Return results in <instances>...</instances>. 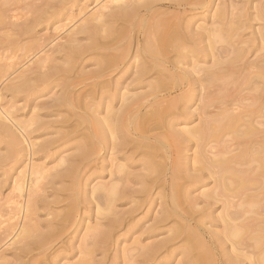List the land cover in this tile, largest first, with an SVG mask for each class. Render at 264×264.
I'll use <instances>...</instances> for the list:
<instances>
[{
    "label": "bare ground",
    "instance_id": "6f19581e",
    "mask_svg": "<svg viewBox=\"0 0 264 264\" xmlns=\"http://www.w3.org/2000/svg\"><path fill=\"white\" fill-rule=\"evenodd\" d=\"M240 1L0 0V184L9 188L0 190V264H58L68 254L67 264H99L96 255L116 257L120 238L136 231L121 264H167L183 247L177 264L253 254L234 198L264 169V4L250 2L252 16ZM255 17V36L239 40ZM228 80L248 89L246 103ZM192 145L186 166L180 153ZM205 176L213 187L189 197L186 187ZM123 200L130 206L119 209ZM219 202L222 237L199 221ZM225 241L238 253L221 263Z\"/></svg>",
    "mask_w": 264,
    "mask_h": 264
},
{
    "label": "rangeland",
    "instance_id": "374dc122",
    "mask_svg": "<svg viewBox=\"0 0 264 264\" xmlns=\"http://www.w3.org/2000/svg\"><path fill=\"white\" fill-rule=\"evenodd\" d=\"M240 1V0H239ZM214 0H210V3H213ZM216 2V1H215ZM252 2V4L254 5H257V6H260L262 4H264V0H242L238 3L239 6L241 5H248L246 6L247 8V11L245 9V11L249 14V15H254L256 13L255 11V8L251 7L249 5V3ZM216 8V4L213 5V10H215ZM168 11H172V10H175L173 8H168L167 9ZM212 10V11H213ZM198 18V16L196 17ZM259 23H261L260 21H257L256 17L255 19H252L250 21V25L248 24L246 28H244L243 30H241L239 32V34L241 33V36H238V39L239 40H247L249 38H251L252 36H255L253 34V31L257 29ZM252 43L249 44V46L251 45ZM264 51V50H262ZM258 53V52H257ZM254 58V54H252V52H247V54L245 55V59H248V60H251ZM200 65H204L202 63H199ZM209 65V64H207ZM229 81V84H228V92L230 94H237L238 92V97L242 98L240 101L242 103H246L248 100H245L244 99V96L248 94V89L247 88H244V85L240 88H236L233 90V84L231 83L230 80ZM244 88V89H243ZM223 92V91H222ZM174 94V93H173ZM172 94V95H173ZM221 94V93H219ZM191 105L194 104V101H192L190 103ZM195 106V105H193ZM194 108V107H192ZM149 110H144V111H151L153 108L150 107L148 108ZM103 115V114H102ZM196 121H194L193 123L191 124H183V123H180L178 125H176L175 127L177 128H181V127H190L192 126ZM164 131V128L162 129H159V130H156L155 132H163ZM45 136H42L40 138H43ZM39 138V139H40ZM212 138V137H211ZM209 138V139H211ZM214 139V138H212ZM215 144V143H214ZM219 144L221 143H217L216 146H219ZM4 144L3 143H0V154L2 152H5L6 149L4 148ZM230 149H233V146H231ZM196 147L194 145H192V147L190 148H186V150L182 151L180 153V156L183 160V162L186 164V166H191L193 163V161L195 160L193 157H195V154L194 152L196 151ZM69 152H74V150H70ZM235 151H233L232 153H234ZM3 154V153H2ZM159 157V158H158ZM156 158H154V160H162L161 156H158ZM141 158H145L147 159L148 157L145 155H142L141 156H138L137 159H141ZM139 163V161H138ZM196 166H198V164H195ZM257 165V164H256ZM137 168H140V167H136L135 169L137 170ZM134 169V170H135ZM139 170V169H138ZM108 173L106 172V170L102 173L101 177L99 178H96L92 184H94L95 182H99V181H105L108 179ZM198 174V172L196 173ZM107 175V176H106ZM5 177V174L3 175V172L1 171L0 169V183H1V180ZM107 177V178H106ZM248 177V180L245 182L244 186L241 188V198H234V205L239 209L238 207V204L239 203H242L240 208L244 209L245 210V214L243 216V219H244V225H245V229L243 231L245 237H246V240L251 243L252 245V249L251 251H253V254L252 253H247L246 256H248V258L242 262L241 264H250L251 261L255 258H258V256L264 254V243H260V242H255V239H256V236H259V235H264V212H259V208L263 207L262 205H264V169H260V168H255L253 169L251 172L248 173L247 175ZM202 183L200 184H204V185H200V184H196L193 186H187L186 187V191H189V197H193V198H197L198 196L201 195V193H205L207 190H209L210 188L213 187L214 185V181L212 178H207L206 176L202 179ZM241 185L239 184V182H232L231 183V188H237V189H240ZM0 190L1 192H3L5 190V188H2L1 187V184H0ZM156 190H160V188L156 189ZM9 191V188L6 189L4 191V194L6 192ZM184 196V193L182 192L180 196ZM202 197V196H201ZM140 198H138L137 200H139ZM250 199H253L255 201H251L249 202L248 200ZM162 200L164 201L165 199L162 198V199H159L157 200V206L156 208L158 207V203L159 202H162ZM202 200V198H198V201ZM180 201H181V206L184 208V209H187V203L183 200V198L181 197L180 198ZM183 201V202H182ZM199 207H201L202 205H204L203 202H199L198 203ZM186 205V206H185ZM119 209H126L130 206V203H126L125 200H123V202L120 204L117 205ZM84 208V203H80L79 204V210H82ZM155 208V209H156ZM212 209H213V212L206 215V216H203L201 218H199V221H202V228L205 230V231H210L212 233H215L218 235V237H222V228H223V224L224 222L222 221V219L220 218V215L222 214V208H221V204L220 202L213 205L212 206ZM264 209H262L263 211ZM261 211V209H260ZM143 214V211L139 212L137 217H140L142 216ZM89 223V224H93L94 221L92 220V218H88L86 220V222L84 223V227L80 233V236L84 233V229L86 227V224ZM171 224V225H170ZM193 225H191L192 227L195 225V223H192ZM180 225H181V221L179 222L178 220H171L167 226L168 228L170 229L171 228H174V227H177V228H180ZM138 226H136L134 229H133V232L137 229ZM197 229V228H196ZM167 230V229H166ZM124 232V228L121 229L119 231V233H123ZM168 232V231H167ZM167 233H165L164 235H166ZM138 235V232H134L132 235H125L124 237H121L120 238V241L121 243L119 244V252L117 253L116 257H112L114 255V251H111V250H107V252L105 254H98L96 255V259L99 260V264H112V261H115L116 264H121L120 261L123 257L122 253H121V248L122 247H131L132 246V242H133V239L134 237H136ZM63 239H66L69 235L65 233V235H63ZM193 236L191 237H188L187 239V247H191L192 245H196L195 243L196 240H197V237H193V239H191ZM235 239L237 240L236 238L232 237V240ZM120 241H118L117 243H119ZM148 241V240H147ZM147 241H143V242H147ZM230 245H231V242L230 241H225L223 242L222 246L220 248H217V250H215V252H217L216 256H219L220 259H221V263L222 261H225L229 255H234L237 252L236 249H233L231 250L230 248ZM185 247L179 249L178 248V251H177V256L176 258L174 259H171L170 257H168V262L167 264H177L178 261L181 260L182 258V255L181 253H179L181 250H184ZM199 250L202 251V249L199 247ZM213 250V249H211ZM200 257L196 259H198L196 261L197 264H210L208 260H206V258H203L202 254L199 255ZM66 257L68 258H63V259H60L59 257L56 258V260L58 261V264H67L68 262L74 260L75 258H72L71 255H67ZM218 257V262H220V259ZM68 259V260H67ZM179 259V260H178ZM122 262V261H121ZM95 264H98V263H95Z\"/></svg>",
    "mask_w": 264,
    "mask_h": 264
}]
</instances>
